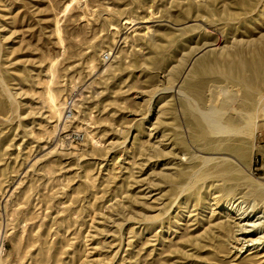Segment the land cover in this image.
Wrapping results in <instances>:
<instances>
[{
	"label": "rangeland",
	"instance_id": "rangeland-1",
	"mask_svg": "<svg viewBox=\"0 0 264 264\" xmlns=\"http://www.w3.org/2000/svg\"><path fill=\"white\" fill-rule=\"evenodd\" d=\"M256 53L264 0H0V264H264V69L249 96L217 78ZM200 76L203 111L256 106L239 153L191 136ZM202 156L241 176L187 183ZM229 204L256 223L237 242Z\"/></svg>",
	"mask_w": 264,
	"mask_h": 264
},
{
	"label": "bare ground",
	"instance_id": "bare-ground-1",
	"mask_svg": "<svg viewBox=\"0 0 264 264\" xmlns=\"http://www.w3.org/2000/svg\"><path fill=\"white\" fill-rule=\"evenodd\" d=\"M235 54L238 53L235 52ZM195 62L197 66L200 67V64H204L205 61L203 57H200L196 59ZM189 63H191V61ZM263 69L264 56L261 53H256L255 57L250 60L237 58L235 61L232 59L231 61L227 62L225 66L219 69L217 78L236 82L242 87L245 96H249L254 90L252 84L256 81ZM247 71H250L249 75H246ZM204 80V76H200L197 80L185 79L181 84L177 85L176 89L178 93L183 95L187 91H190L193 94H191L193 97V103L185 102L183 107L184 113L186 115V122L191 131V136L193 135V137L198 142L200 141V144L206 149L214 151H234L239 153L240 144L239 146L232 148L227 141L232 135L240 136L242 134H250L252 128H254L259 119L256 113V106L253 105V101H249L251 108L247 111L245 110L244 112L232 107V109L236 111V114H238L235 117L231 115H224V112L226 111L225 109L221 110V108L223 109V106L220 108L211 107L207 111H203L199 107L198 102L202 101L205 96ZM47 99L50 103L52 111L57 113V117H60V110L63 107V102H58L51 91L47 92ZM262 110H264V108L261 109V112ZM200 158L202 161L201 167L190 174L187 183H196L198 181L205 183L212 177H218L224 180L234 179L236 176H241V172L238 167H236V165H234V163L226 157H220L217 159V161H213L212 165L210 166L208 164L213 160V157L202 156ZM181 173L183 174V172ZM249 184L254 187L264 188V183L258 181H250ZM227 207L228 209L226 210V216L230 214V210L235 212V217L233 216L235 220L233 221L232 227H235L234 240L237 242L240 239H244L245 234L243 233L247 232L249 230L248 228L250 226H254L256 223L255 220L248 218L249 213H245V211L239 207L236 208L235 206H232V204H229ZM260 217H264V215H258L257 219ZM217 226L223 228L226 225L222 220L219 224H217Z\"/></svg>",
	"mask_w": 264,
	"mask_h": 264
},
{
	"label": "crops",
	"instance_id": "crops-1",
	"mask_svg": "<svg viewBox=\"0 0 264 264\" xmlns=\"http://www.w3.org/2000/svg\"><path fill=\"white\" fill-rule=\"evenodd\" d=\"M255 155L259 157L260 160L257 168L259 169L260 173L264 175V131L262 132V134H260L259 141H257V145L255 147Z\"/></svg>",
	"mask_w": 264,
	"mask_h": 264
},
{
	"label": "built area",
	"instance_id": "built-area-1",
	"mask_svg": "<svg viewBox=\"0 0 264 264\" xmlns=\"http://www.w3.org/2000/svg\"><path fill=\"white\" fill-rule=\"evenodd\" d=\"M108 56L105 54L104 55V59H107ZM70 114V108H67L66 111H65V116H68Z\"/></svg>",
	"mask_w": 264,
	"mask_h": 264
}]
</instances>
